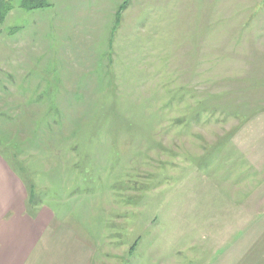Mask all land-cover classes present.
Listing matches in <instances>:
<instances>
[{
  "label": "rangeland",
  "instance_id": "1",
  "mask_svg": "<svg viewBox=\"0 0 264 264\" xmlns=\"http://www.w3.org/2000/svg\"><path fill=\"white\" fill-rule=\"evenodd\" d=\"M24 1L0 149L31 205L97 264H264V0H129L116 27L127 0Z\"/></svg>",
  "mask_w": 264,
  "mask_h": 264
},
{
  "label": "crops",
  "instance_id": "2",
  "mask_svg": "<svg viewBox=\"0 0 264 264\" xmlns=\"http://www.w3.org/2000/svg\"><path fill=\"white\" fill-rule=\"evenodd\" d=\"M0 149V264H97L93 247L55 222L51 209L31 205L25 180ZM21 153V150H20Z\"/></svg>",
  "mask_w": 264,
  "mask_h": 264
},
{
  "label": "trees",
  "instance_id": "3",
  "mask_svg": "<svg viewBox=\"0 0 264 264\" xmlns=\"http://www.w3.org/2000/svg\"><path fill=\"white\" fill-rule=\"evenodd\" d=\"M27 1L28 0H25L24 1V4H23V8H25V9H34L35 7H38V6H41V5H43V2L42 1H39V0H30L31 2H32V4L34 3V2H37V6H35V5H29V6H27ZM45 4V3H44ZM128 5H129V0H127V1H125V2H123L119 7H118V9H117V11L115 12V27L116 26H118V23H119V21H120V16H121V13L123 12V11H125L126 9H127V7H128ZM10 11V9H7V7L4 9V8H1V3H0V24L3 22V20H4V18H5V16H6V14H7V12H9ZM114 27V28H115ZM31 202H32V200H33V197H34V195H33V193L31 192Z\"/></svg>",
  "mask_w": 264,
  "mask_h": 264
}]
</instances>
